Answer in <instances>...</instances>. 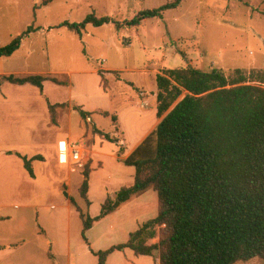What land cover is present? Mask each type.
Returning a JSON list of instances; mask_svg holds the SVG:
<instances>
[{
    "label": "rangeland",
    "instance_id": "1",
    "mask_svg": "<svg viewBox=\"0 0 264 264\" xmlns=\"http://www.w3.org/2000/svg\"><path fill=\"white\" fill-rule=\"evenodd\" d=\"M172 1L54 0L42 6V0H0L1 45L31 25L37 29L13 56L0 58V75L42 74L69 82L45 81L44 95L31 84L0 85V264H98L82 236L78 207L95 217L104 200L133 185L136 169L125 159L159 123L153 98L159 73L188 66L218 68L229 77L237 69L264 71V0H183L162 19L130 26L141 11ZM93 12L114 22L88 25L82 37L61 26ZM48 102L68 104L56 108V123ZM75 105L93 114L83 120ZM70 138L85 141L87 158L84 167L62 170L59 145ZM39 155L32 177L22 157ZM87 169L91 205L80 194ZM141 194L120 217L98 221L87 232L94 251L126 243L158 215L157 192ZM158 255L126 248L113 252L107 264H154Z\"/></svg>",
    "mask_w": 264,
    "mask_h": 264
},
{
    "label": "trees",
    "instance_id": "2",
    "mask_svg": "<svg viewBox=\"0 0 264 264\" xmlns=\"http://www.w3.org/2000/svg\"><path fill=\"white\" fill-rule=\"evenodd\" d=\"M53 1L42 0L41 5ZM182 1L145 9L129 24L162 19ZM111 22L112 17L93 12L82 22L66 21L61 26L82 37L88 25L101 27ZM35 30L31 25L8 45L0 43V58L13 56ZM48 76L0 75V85L31 84L42 95L47 80L69 86L68 81ZM156 82L161 121L125 159L126 165L136 169L133 185L121 188L114 198L108 197L95 217L85 215L81 207L78 211L87 243V231L96 222L147 190L158 194V215L130 233L126 243L107 250L92 249L98 264H106L113 252L126 248L137 255L154 256L158 251L159 264H237L255 258L264 264V71L246 74L237 69L236 75L229 77L218 68L188 66L167 69L157 75ZM48 103L56 123V108L68 104ZM74 110L83 120L92 114L80 105ZM112 118L117 121V116ZM103 135L116 142L109 134ZM22 158L34 177L32 161L43 157ZM84 177L80 194L90 202L88 169ZM71 202L76 204L73 198ZM156 238L158 242L149 243Z\"/></svg>",
    "mask_w": 264,
    "mask_h": 264
},
{
    "label": "built area",
    "instance_id": "3",
    "mask_svg": "<svg viewBox=\"0 0 264 264\" xmlns=\"http://www.w3.org/2000/svg\"><path fill=\"white\" fill-rule=\"evenodd\" d=\"M86 153V143L82 139L70 138L67 142H62L59 145V157L70 167L84 166L87 158Z\"/></svg>",
    "mask_w": 264,
    "mask_h": 264
},
{
    "label": "crops",
    "instance_id": "4",
    "mask_svg": "<svg viewBox=\"0 0 264 264\" xmlns=\"http://www.w3.org/2000/svg\"><path fill=\"white\" fill-rule=\"evenodd\" d=\"M1 87H3V85L1 86ZM153 98L154 99H156L157 98V92L153 95ZM87 111V110H86ZM89 112H92V114H93V111H89ZM154 112H156V110L154 111ZM157 122H160L161 121V119L158 121V119L156 120ZM155 121V122H156ZM154 122V123H155ZM131 150H129V152L127 153V157L131 154ZM5 153H7V152H5ZM59 168L60 169H62L63 170V168L64 169H67V170H69L70 168H72V167H70V166H68L67 165V163L65 162V161H63V160H60V163H59ZM67 181H69V180H67ZM67 181L65 182V183H67ZM143 194V193H142ZM141 194V195H142ZM140 197V196H139ZM138 196L137 197H133L130 201H128V202H126L125 204H123L117 211H115L114 213H112V214H110L109 216H107V217H105V218H103L102 220H112V221H114V219H116V218H118V217H120L121 216V214H122V212H124L127 208H128V206H132L133 204H136V203H133V202H135V200H137V198H139ZM88 198H89V201H90V205L93 203V201H91L90 200V190H89V193H88ZM92 202V203H91ZM104 202H105V200H104ZM103 202V203H104ZM102 220H100V221H102ZM110 227H113V226H110ZM95 229V224H94V226H93V228H91L90 230H88V231H93ZM87 231V232H88ZM42 232H44V231H42ZM103 232H105V230L103 231ZM93 239V238H92ZM88 241H89V239H88ZM88 244V246H89V248H91V249H93L92 248V245H93V243H90V242H88L87 243ZM155 259V258H154ZM107 262H108V259H107ZM143 262V261H142ZM107 264V263H106ZM154 264H159V260L158 259H155V263Z\"/></svg>",
    "mask_w": 264,
    "mask_h": 264
},
{
    "label": "water",
    "instance_id": "5",
    "mask_svg": "<svg viewBox=\"0 0 264 264\" xmlns=\"http://www.w3.org/2000/svg\"><path fill=\"white\" fill-rule=\"evenodd\" d=\"M67 196H68V194H67Z\"/></svg>",
    "mask_w": 264,
    "mask_h": 264
}]
</instances>
